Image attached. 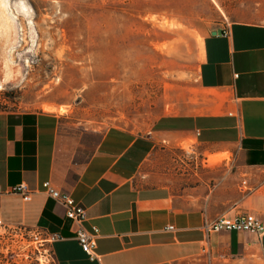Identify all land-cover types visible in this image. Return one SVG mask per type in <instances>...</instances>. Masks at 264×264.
Segmentation results:
<instances>
[{
    "label": "crops",
    "instance_id": "crops-1",
    "mask_svg": "<svg viewBox=\"0 0 264 264\" xmlns=\"http://www.w3.org/2000/svg\"><path fill=\"white\" fill-rule=\"evenodd\" d=\"M199 83L218 97L216 115L163 117L140 132H95L99 139L83 159L64 113L0 111L1 220L60 234L51 246L54 264H264V237L218 233L206 240L200 230L206 219L242 212L264 222V24L211 30ZM197 150L206 157L230 154L242 186L234 189L227 178L191 184L181 167L141 180L160 153ZM46 181L87 209L85 228L99 230L96 260L76 241L63 207L43 192ZM22 185L33 192L30 201L10 193Z\"/></svg>",
    "mask_w": 264,
    "mask_h": 264
},
{
    "label": "rangeland",
    "instance_id": "rangeland-1",
    "mask_svg": "<svg viewBox=\"0 0 264 264\" xmlns=\"http://www.w3.org/2000/svg\"><path fill=\"white\" fill-rule=\"evenodd\" d=\"M5 1L19 33L12 59L22 78L0 89V111L64 113L79 159L99 139L95 132H140L163 117L216 115L218 97L199 83L206 36L233 22L264 24V0ZM219 156L160 153L143 167L141 180L181 167L193 176L191 184L211 178L220 185L227 178L234 189L242 186L230 154ZM3 223L0 264L45 259L37 228Z\"/></svg>",
    "mask_w": 264,
    "mask_h": 264
},
{
    "label": "built area",
    "instance_id": "built-area-1",
    "mask_svg": "<svg viewBox=\"0 0 264 264\" xmlns=\"http://www.w3.org/2000/svg\"><path fill=\"white\" fill-rule=\"evenodd\" d=\"M42 189L43 192L63 207L67 219L75 226L74 235L76 241L90 260H96L99 230L96 227H93L91 231L85 228V223L88 221L87 209L80 205L70 193L57 189L50 181L43 183ZM10 193L21 195L26 201H30L33 194L24 185L13 189ZM2 194L3 192L0 190V196ZM0 226H4L1 218ZM168 229L173 230L174 227L170 226ZM200 230L205 235L206 240H209L213 234L218 233H250L262 238L264 237V222L253 213L242 212L234 216L206 219L202 223ZM34 238L40 242L45 251L46 257L40 264H54L51 246L61 240L62 236L60 234H50L43 229L37 228L34 231Z\"/></svg>",
    "mask_w": 264,
    "mask_h": 264
},
{
    "label": "bare ground",
    "instance_id": "bare-ground-1",
    "mask_svg": "<svg viewBox=\"0 0 264 264\" xmlns=\"http://www.w3.org/2000/svg\"><path fill=\"white\" fill-rule=\"evenodd\" d=\"M18 41L19 33L11 7L5 0H0V89L22 78V69L12 59L13 48Z\"/></svg>",
    "mask_w": 264,
    "mask_h": 264
},
{
    "label": "water",
    "instance_id": "water-1",
    "mask_svg": "<svg viewBox=\"0 0 264 264\" xmlns=\"http://www.w3.org/2000/svg\"><path fill=\"white\" fill-rule=\"evenodd\" d=\"M214 34H217L216 32H214Z\"/></svg>",
    "mask_w": 264,
    "mask_h": 264
}]
</instances>
